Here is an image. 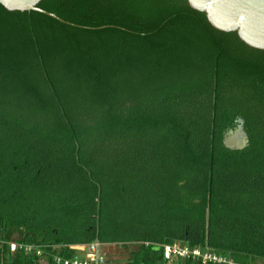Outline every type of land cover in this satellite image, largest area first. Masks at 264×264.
<instances>
[{
	"label": "trees",
	"instance_id": "1",
	"mask_svg": "<svg viewBox=\"0 0 264 264\" xmlns=\"http://www.w3.org/2000/svg\"><path fill=\"white\" fill-rule=\"evenodd\" d=\"M37 7L66 23L0 3V264H264V47L191 0Z\"/></svg>",
	"mask_w": 264,
	"mask_h": 264
},
{
	"label": "water",
	"instance_id": "2",
	"mask_svg": "<svg viewBox=\"0 0 264 264\" xmlns=\"http://www.w3.org/2000/svg\"><path fill=\"white\" fill-rule=\"evenodd\" d=\"M41 0H0L9 9L37 11L66 23L56 15L37 7ZM200 10H207L212 22L224 30L240 28L243 38L253 46L264 47V0H191ZM69 24V23H67ZM71 25V24H69ZM236 130L225 136L224 144L233 150L247 147L249 140L245 122L241 120Z\"/></svg>",
	"mask_w": 264,
	"mask_h": 264
},
{
	"label": "built area",
	"instance_id": "3",
	"mask_svg": "<svg viewBox=\"0 0 264 264\" xmlns=\"http://www.w3.org/2000/svg\"><path fill=\"white\" fill-rule=\"evenodd\" d=\"M11 251L15 252L18 249H24L27 253L36 251L38 256L42 255V251L36 250L33 246H23L16 243H11ZM104 246L100 243H93L79 248L77 256L72 260H67L62 257L56 256L55 261L57 264H105L106 252ZM164 255L166 259H171L173 256L181 258H199L204 263H217V264H235L232 260L223 256L211 253L202 252L200 249H191L184 244H175L173 246H166Z\"/></svg>",
	"mask_w": 264,
	"mask_h": 264
},
{
	"label": "rangeland",
	"instance_id": "4",
	"mask_svg": "<svg viewBox=\"0 0 264 264\" xmlns=\"http://www.w3.org/2000/svg\"><path fill=\"white\" fill-rule=\"evenodd\" d=\"M135 250V248H132ZM107 264H127L130 259V250L120 246H109L105 249Z\"/></svg>",
	"mask_w": 264,
	"mask_h": 264
}]
</instances>
